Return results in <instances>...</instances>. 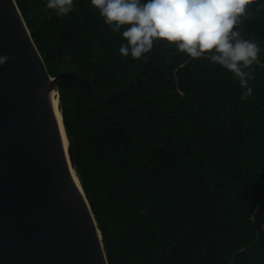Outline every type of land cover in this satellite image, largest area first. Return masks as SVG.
<instances>
[{"label":"trees","instance_id":"trees-1","mask_svg":"<svg viewBox=\"0 0 264 264\" xmlns=\"http://www.w3.org/2000/svg\"><path fill=\"white\" fill-rule=\"evenodd\" d=\"M57 79L75 170L109 264H264V12L252 94L206 58L157 42L122 57L90 0L57 17L15 0Z\"/></svg>","mask_w":264,"mask_h":264},{"label":"water","instance_id":"water-1","mask_svg":"<svg viewBox=\"0 0 264 264\" xmlns=\"http://www.w3.org/2000/svg\"><path fill=\"white\" fill-rule=\"evenodd\" d=\"M0 56V264H109L57 79L15 0H0Z\"/></svg>","mask_w":264,"mask_h":264},{"label":"clouds","instance_id":"clouds-1","mask_svg":"<svg viewBox=\"0 0 264 264\" xmlns=\"http://www.w3.org/2000/svg\"><path fill=\"white\" fill-rule=\"evenodd\" d=\"M112 32L123 38L122 57L146 59L157 42H167L190 58H206L239 79L242 99L252 94L250 67L261 49L238 28L255 5L264 12V0H90ZM75 0H45L57 17L73 12ZM6 57L0 56V64Z\"/></svg>","mask_w":264,"mask_h":264},{"label":"bare ground","instance_id":"bare-ground-1","mask_svg":"<svg viewBox=\"0 0 264 264\" xmlns=\"http://www.w3.org/2000/svg\"><path fill=\"white\" fill-rule=\"evenodd\" d=\"M59 118H60V115H59ZM67 142L65 141V147H66V149H67ZM73 173H74V175H75V178H76V181H77V183L79 184V181H78V179H77V176H76V174H75V172L73 171Z\"/></svg>","mask_w":264,"mask_h":264}]
</instances>
